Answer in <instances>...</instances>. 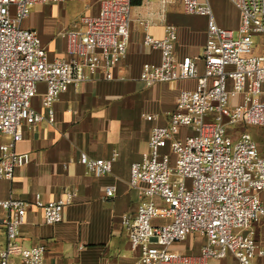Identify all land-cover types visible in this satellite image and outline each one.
<instances>
[{"label": "built area", "instance_id": "built-area-1", "mask_svg": "<svg viewBox=\"0 0 264 264\" xmlns=\"http://www.w3.org/2000/svg\"><path fill=\"white\" fill-rule=\"evenodd\" d=\"M62 1L0 0V179H11L15 168L29 161L27 154L15 152V145L23 127L44 120L31 105L38 84L45 86L41 106L53 123L52 106L61 93L97 73L112 80L113 68L126 55L129 1L101 0L96 15L83 16L77 27L60 33L66 56L49 60L37 32L22 22L33 5ZM227 1L239 14L237 38L217 26L208 0H182L185 13L207 18L201 73L196 59L174 56V26H165L161 39L143 38V45L160 52V61L142 65L141 82L191 79L196 87L179 92L168 125L151 129L147 153L130 166L129 185H145L136 213L122 217L129 246L139 251L136 264H206L228 255L238 264H253L255 257L264 256L252 228L264 218L257 196L264 190V155L249 133L231 137L226 129L236 123L264 127V0ZM253 35L259 37L257 44ZM115 156L91 159L81 153L78 162L90 175L101 177L110 172ZM104 193L113 197L114 188L106 186ZM72 198L67 192L58 201L37 198L34 205L51 225L61 220ZM25 209L19 200H0L5 213L0 264H43L44 246L18 242ZM189 235L206 239L197 257L169 249Z\"/></svg>", "mask_w": 264, "mask_h": 264}, {"label": "crops", "instance_id": "crops-1", "mask_svg": "<svg viewBox=\"0 0 264 264\" xmlns=\"http://www.w3.org/2000/svg\"><path fill=\"white\" fill-rule=\"evenodd\" d=\"M71 1L35 4L22 23L24 28L37 31L49 60L66 56L67 43L60 33L77 27L81 17L96 15L101 0H90L83 8L78 3L68 5ZM128 1L127 51L113 68L112 80L97 73L77 88L70 87L61 93L52 106L53 123H48L46 110L41 106L45 86L38 84L31 105L44 120L31 128L23 127L22 138L15 145V152L27 154L29 161L15 168L11 179H0V200L11 198L26 204L18 242L24 247L44 246L43 264L137 263L139 251L130 248L122 217L136 213L145 185H129L130 166L147 153L151 129L168 125L179 92L196 87V81L191 79L153 85L141 82L142 65L160 61L157 49L143 45L144 36L161 39L164 27L174 26V56L196 59L199 73L203 70L200 56L207 28L205 16L185 13L182 0ZM208 1L213 13L211 0ZM232 8L238 26L239 14ZM213 17L217 24L214 13ZM184 132L182 129L178 138ZM257 148L264 155L259 144ZM81 153L91 159H110L113 153L116 156L108 174L94 177L79 164ZM106 186L114 188L113 197L105 196ZM67 192L73 193V198L64 205L61 220L46 224L42 211L34 205L36 199L58 201ZM257 196L264 207V190L258 191ZM4 217L0 210V248L5 246L1 223ZM252 228L258 247L264 249V218ZM205 242L203 236L189 235L169 249L197 257ZM262 263L264 256L253 259V264ZM206 264L238 263L228 255Z\"/></svg>", "mask_w": 264, "mask_h": 264}, {"label": "rangeland", "instance_id": "rangeland-1", "mask_svg": "<svg viewBox=\"0 0 264 264\" xmlns=\"http://www.w3.org/2000/svg\"><path fill=\"white\" fill-rule=\"evenodd\" d=\"M72 3H78V5L81 4L80 6L81 8H83L85 7V5L90 3V0H84V1L72 0L71 2L68 3V5ZM211 3L217 24L220 27L232 30L233 38H237V31H236L237 25L232 15L233 8L231 4L228 3L226 0H211ZM252 40L255 44H257L259 41V37L257 35H253ZM226 129L228 133L231 135V137H234L238 133L243 131L249 133L250 135L253 136L257 144H259V146H261V148L264 149V127L248 126L242 123H236L226 126Z\"/></svg>", "mask_w": 264, "mask_h": 264}]
</instances>
